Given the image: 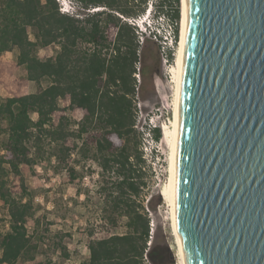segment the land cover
<instances>
[{
	"label": "trees",
	"instance_id": "1",
	"mask_svg": "<svg viewBox=\"0 0 264 264\" xmlns=\"http://www.w3.org/2000/svg\"><path fill=\"white\" fill-rule=\"evenodd\" d=\"M71 2L81 11L103 10L72 17L60 13L55 0H0V54L18 49L16 62L0 59V90L9 95L0 102V133L7 136L0 155V210L8 227L0 231V264H33L38 248L28 227L39 220L32 202L24 200L27 186L21 166L34 163L43 139L54 143L55 157L64 160L92 127L97 131L92 140L98 165L116 180L114 192L106 197L104 222L87 234V264H143L149 237V221L139 201L144 161L140 139L130 144L135 134L134 98L142 87L135 78L142 49L137 30L121 17L143 14L148 0ZM172 3L177 22L178 0H163L159 10H171ZM52 45L59 47L56 54L41 58L39 52ZM20 67L24 78L16 76ZM138 74L145 80L147 67L141 65ZM42 80L49 85L42 88ZM29 82L35 85L33 93ZM58 99L68 100L70 110L80 109L82 119L76 122L58 106ZM30 113L38 119L32 121ZM73 124L77 129L70 128ZM150 132L157 142L160 128ZM120 228L126 232L113 233Z\"/></svg>",
	"mask_w": 264,
	"mask_h": 264
},
{
	"label": "water",
	"instance_id": "2",
	"mask_svg": "<svg viewBox=\"0 0 264 264\" xmlns=\"http://www.w3.org/2000/svg\"><path fill=\"white\" fill-rule=\"evenodd\" d=\"M175 207L189 264H264V0H188Z\"/></svg>",
	"mask_w": 264,
	"mask_h": 264
},
{
	"label": "rangeland",
	"instance_id": "3",
	"mask_svg": "<svg viewBox=\"0 0 264 264\" xmlns=\"http://www.w3.org/2000/svg\"><path fill=\"white\" fill-rule=\"evenodd\" d=\"M162 1L148 0L146 10L151 7L150 15L155 14L154 17L157 15L173 17L176 4L172 3L173 10L161 13L159 7ZM180 2L178 0L176 22L179 39ZM74 8L77 17H83L89 12V10H79L76 5ZM155 25L153 31L161 36L164 33L163 28ZM139 45L142 52L139 56L140 63L136 65L135 78L138 84L142 83V87L134 98L135 134L130 136V144L135 138L140 139L138 150L141 151L144 161L140 171V181L144 185L140 189L139 201L149 221V237L145 244L143 264H177L171 207L164 202L161 192L168 183L170 151L165 131L170 127L172 118L171 106L175 95L174 71L177 70L178 45L170 71H166L163 67L160 48L156 41L145 38L143 44L139 43ZM54 47L52 45L44 48L39 52V56L54 54ZM88 47L92 48L90 45ZM141 65L147 67L148 74L145 80H142L138 74ZM34 89L35 85L32 84L29 91L32 92ZM3 99L4 97L0 95V102ZM58 104L61 108H66L67 114L76 122L82 119L80 109H68L69 101L59 100ZM4 125L2 124V127ZM155 127L161 130V137L157 142H154L150 132V129ZM70 128L75 130L77 126L73 124ZM96 134L95 128H89L79 140L78 149L60 162L55 157L58 152L56 145L43 139L41 150L35 157L34 163L30 167L21 166L27 186V196L24 200L32 202L36 209V218L39 220L37 226L28 227L33 241L38 244L33 264H87L88 262L87 234L104 222L105 210L109 206L106 197L114 192L116 180L113 173L103 172L98 165L100 158H96L98 155L95 153V144L92 140ZM6 140L7 136L0 133V155L3 153L2 148ZM71 177L73 179L70 180ZM121 220L126 222L125 218ZM7 230L8 227L4 224L0 210V231L5 233ZM125 232L124 228L113 231L119 234ZM17 264H27V262Z\"/></svg>",
	"mask_w": 264,
	"mask_h": 264
},
{
	"label": "bare ground",
	"instance_id": "4",
	"mask_svg": "<svg viewBox=\"0 0 264 264\" xmlns=\"http://www.w3.org/2000/svg\"><path fill=\"white\" fill-rule=\"evenodd\" d=\"M181 2V21L179 29V44H178V57H177V70L174 71L175 81V95L173 104L171 106L172 118L170 120V127L166 129L165 136L167 138V145L169 146V174L168 183L165 185L161 192L162 199L171 207V220L172 228L176 241L175 258L179 264H189L188 256L184 242L178 230L176 221V207H175V186H176V158H177V142L179 131V120L181 110L182 98V76L183 64L185 56L186 33L188 23V0H180ZM177 263V264H178Z\"/></svg>",
	"mask_w": 264,
	"mask_h": 264
},
{
	"label": "built area",
	"instance_id": "5",
	"mask_svg": "<svg viewBox=\"0 0 264 264\" xmlns=\"http://www.w3.org/2000/svg\"><path fill=\"white\" fill-rule=\"evenodd\" d=\"M57 3H65L68 4L67 9H64V7L60 8L59 11L62 14H66L72 17L75 16V8L73 3L70 0H55ZM103 8H94L89 10V13H94L97 10H102ZM124 22L127 24L133 26L138 33V42L140 44H143L145 41V38L152 39L153 41H156L158 43V46L160 48V54H161V61L163 64V67L166 71H170L172 69V61L174 60L175 53L177 50V45L179 42V38L177 37L176 30H177V23L176 21L171 17L164 15H157L153 19H150L147 16H136V17H129V18H123L121 17ZM146 22L148 27L150 29H147L143 23ZM157 24L163 28V34L160 36V34H156L153 31V26ZM156 26V25H155ZM171 56V59H170Z\"/></svg>",
	"mask_w": 264,
	"mask_h": 264
},
{
	"label": "crops",
	"instance_id": "6",
	"mask_svg": "<svg viewBox=\"0 0 264 264\" xmlns=\"http://www.w3.org/2000/svg\"><path fill=\"white\" fill-rule=\"evenodd\" d=\"M54 49H55L54 54H50V55H46L45 54L41 58L48 57V56H54L56 54V52L59 50V47L58 46H55ZM17 56H18V49L16 47H13L9 51H5V52L1 53L0 54V59L3 60V61H6V62L14 63L17 60ZM18 73H20V76H18ZM16 76L19 77V78H24L26 76V72H25L24 67H20L18 69V71L16 72ZM32 84H34V83L33 82H29V84H28V88L30 90H31V85ZM48 85H49V81H47V80H42L41 81L42 88H45ZM33 92H35V89H34V91H32V93ZM0 95H2L4 97V99L7 98V97H9V95L4 90H0ZM59 100H66V99H58V101ZM58 106L60 107L59 104H58ZM30 118L32 119V121H36L38 119V115L36 113H30Z\"/></svg>",
	"mask_w": 264,
	"mask_h": 264
},
{
	"label": "clouds",
	"instance_id": "7",
	"mask_svg": "<svg viewBox=\"0 0 264 264\" xmlns=\"http://www.w3.org/2000/svg\"><path fill=\"white\" fill-rule=\"evenodd\" d=\"M58 6H59V9L62 8V7H64V9H67L68 4H65V3H58ZM150 14H151V7L148 8L142 16H147V17H149L150 19H153L155 14H153V15H150ZM143 25H144L147 29H150V27H148V25H147L146 22H144Z\"/></svg>",
	"mask_w": 264,
	"mask_h": 264
}]
</instances>
